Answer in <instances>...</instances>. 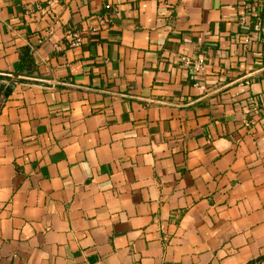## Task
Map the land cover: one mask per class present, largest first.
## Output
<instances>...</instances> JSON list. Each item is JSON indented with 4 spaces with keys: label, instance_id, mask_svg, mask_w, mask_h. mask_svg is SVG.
Masks as SVG:
<instances>
[{
    "label": "crops",
    "instance_id": "0c3cea01",
    "mask_svg": "<svg viewBox=\"0 0 264 264\" xmlns=\"http://www.w3.org/2000/svg\"><path fill=\"white\" fill-rule=\"evenodd\" d=\"M167 2L0 0V264H264V0Z\"/></svg>",
    "mask_w": 264,
    "mask_h": 264
},
{
    "label": "built area",
    "instance_id": "2783aa9c",
    "mask_svg": "<svg viewBox=\"0 0 264 264\" xmlns=\"http://www.w3.org/2000/svg\"><path fill=\"white\" fill-rule=\"evenodd\" d=\"M168 0H160L162 4H164V7L167 6ZM53 2V1H52ZM49 2V6H51V3ZM49 10L47 11V14L49 16V20L51 21L50 26L47 29L48 35H51L55 29L56 26V17L53 13V10L51 7H48ZM250 8L251 6L248 3H243L242 12L240 13L238 24L242 28L245 29V32L243 34L242 38V47L244 49H248L252 45L253 36L252 35H261L264 37V27H262L259 23H252L249 19L250 15ZM41 9L40 6H35V10ZM116 17H119L120 14L116 13ZM64 40L67 44V46L70 49H78L80 48L84 42H85V36L84 33L81 31L71 30L68 31L65 36ZM183 64L185 67L194 75H201L204 71V61L202 59L198 60H192L188 58L182 59Z\"/></svg>",
    "mask_w": 264,
    "mask_h": 264
},
{
    "label": "water",
    "instance_id": "95a60500",
    "mask_svg": "<svg viewBox=\"0 0 264 264\" xmlns=\"http://www.w3.org/2000/svg\"><path fill=\"white\" fill-rule=\"evenodd\" d=\"M8 90V89H7Z\"/></svg>",
    "mask_w": 264,
    "mask_h": 264
}]
</instances>
